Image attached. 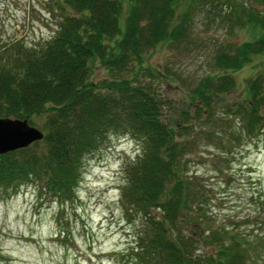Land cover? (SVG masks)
<instances>
[{
    "label": "trees",
    "instance_id": "obj_1",
    "mask_svg": "<svg viewBox=\"0 0 264 264\" xmlns=\"http://www.w3.org/2000/svg\"><path fill=\"white\" fill-rule=\"evenodd\" d=\"M51 2L49 12L55 9L58 16L49 37L29 44L15 40L0 49V118L26 119L34 126L40 117L37 128L43 132L41 140L0 154V191L43 179L53 198L64 202L79 181L83 158L108 135H129L139 153L123 168L120 201L125 213L139 219L140 230L122 263L246 264L258 243L221 225L205 231L186 226L187 211L200 206L202 195L178 163L195 138H207L209 128L222 122L215 109L219 94L234 86L228 71L252 57L261 58L262 67L246 81L245 100L219 105L239 118L245 136L264 130V0ZM195 19L229 34L247 28L253 37L220 43L210 60L215 71L188 83L192 110L181 108L169 117L163 109L169 100L140 76L180 80L145 60L158 45L191 43ZM95 69L103 75L93 78ZM257 202L261 240L264 198Z\"/></svg>",
    "mask_w": 264,
    "mask_h": 264
},
{
    "label": "rangeland",
    "instance_id": "obj_2",
    "mask_svg": "<svg viewBox=\"0 0 264 264\" xmlns=\"http://www.w3.org/2000/svg\"><path fill=\"white\" fill-rule=\"evenodd\" d=\"M51 3L0 0V49L15 40L29 44L49 37L58 16L54 8L49 12ZM197 19L191 43L158 45L145 60L152 69L167 67L180 80L139 75L169 100V105L163 106L169 117H175L181 108L192 110L188 83L215 71L210 60L220 43L253 37L247 28L229 34L215 24L207 29ZM261 67V58L252 57L239 69L228 71L234 86L219 94L215 109L222 122L209 128L207 138L197 139L191 132L195 143L178 163L180 172L192 179L193 188L202 195L200 206L191 205L187 211L186 226L196 224L205 231L221 225L245 242L258 243L246 264H264V247H260L264 238L260 240L258 234L262 225L257 224L262 218L257 197L264 198V130L245 136L239 118L228 115L219 104L244 101L246 81ZM102 75L95 69L93 78ZM40 121L37 117L34 126ZM138 153V144L129 135H108L98 149L83 158L79 181L61 203L46 190L43 179L0 191V264H134L122 263V258L128 259L140 224L133 212L125 213L120 187L125 182V164ZM151 212L160 216L156 209Z\"/></svg>",
    "mask_w": 264,
    "mask_h": 264
},
{
    "label": "water",
    "instance_id": "obj_3",
    "mask_svg": "<svg viewBox=\"0 0 264 264\" xmlns=\"http://www.w3.org/2000/svg\"><path fill=\"white\" fill-rule=\"evenodd\" d=\"M42 137V131L26 119L0 118V154L27 147Z\"/></svg>",
    "mask_w": 264,
    "mask_h": 264
}]
</instances>
